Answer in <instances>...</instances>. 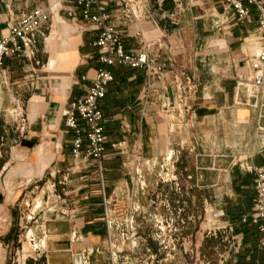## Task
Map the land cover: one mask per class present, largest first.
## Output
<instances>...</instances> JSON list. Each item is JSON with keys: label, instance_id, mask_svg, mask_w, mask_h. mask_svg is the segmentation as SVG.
I'll list each match as a JSON object with an SVG mask.
<instances>
[{"label": "crops", "instance_id": "obj_1", "mask_svg": "<svg viewBox=\"0 0 264 264\" xmlns=\"http://www.w3.org/2000/svg\"><path fill=\"white\" fill-rule=\"evenodd\" d=\"M51 1L12 0L10 13L5 0H0V39L10 32L9 18L37 6L46 9ZM100 1L106 3L107 21L121 32L125 51L139 48L143 38L166 69L160 88L143 99L147 81L143 69L110 67L113 80L99 104L106 136L103 184L94 163L71 175L67 184L81 233L91 245L104 241V196L110 197L119 213L130 204L148 212L163 211L162 204L168 203L172 210H181L187 239L203 238L210 209L215 223L232 225V234L241 243L227 264H264L259 232L250 222L241 221L252 211L255 190L253 174L239 165L247 160L264 169V148L256 138L252 110L231 106L236 76L245 72L247 54L256 49L242 41L256 31V8L249 6L250 16L244 22L229 13L223 28L216 30L213 14L222 9L221 0H145L146 10L137 18L122 15V0ZM69 8L66 3L49 13L44 37L38 38L36 46L39 64L30 66L25 58L15 56H6L0 64V96L7 107L22 105L27 123L22 131L14 119L0 120L1 157L5 148L0 167V228L6 233L5 246L18 240V224L10 208L18 198L14 194H21L23 184L47 179L49 170L72 164L73 133L65 126L64 111L86 93L101 65V50L94 44L98 30L81 19L79 8H75L77 17L70 18ZM186 76L196 92L187 96L189 109L180 117L168 104L175 100V80L185 83ZM179 118L185 122L182 126ZM78 122L86 128L83 120ZM169 151L175 182H160L157 167L147 171L142 164L141 178L133 172L134 155L160 162ZM40 225L47 232V260L28 257L26 264H71L67 236L71 223L46 218ZM144 225L141 234L147 237L150 222ZM37 231L40 235V228ZM105 256H95L94 264H104Z\"/></svg>", "mask_w": 264, "mask_h": 264}, {"label": "built area", "instance_id": "obj_2", "mask_svg": "<svg viewBox=\"0 0 264 264\" xmlns=\"http://www.w3.org/2000/svg\"><path fill=\"white\" fill-rule=\"evenodd\" d=\"M122 15L137 18L146 10L145 0H122ZM66 3H70L67 15L75 19L77 17L75 8H79L81 19L95 25L98 30L94 44L101 50V65L96 69L86 93L71 101L64 111V123L67 129L73 133L71 141V153L73 162L64 170H49L45 182H50V187L55 204L50 208L47 218L66 219L71 223L68 232L69 248L71 253V264H94L97 255L105 253L104 264H160L162 260L176 251V241H185L187 236L183 235L185 219L181 216V210H172L168 203H163V211L148 212L139 204H130L120 213L114 209L110 197L103 198V221L105 227V238L101 243L89 244L76 223L78 209L74 207L73 200L69 198L67 184L71 175L80 172L88 164H95L101 184H103V173L101 161L105 152V131L104 116L100 108V100L106 92L107 85L113 80V73L110 67L113 64L127 65L131 68L144 70L147 81L142 90L143 99H149L154 90L159 89L158 82L162 78L166 64L157 60L150 50V44L141 38V46L131 51H125L121 32L113 24H110L108 14L105 12L106 3L100 0H52L47 8L40 6L28 11L21 12L17 18H9L8 36L0 39V64L6 56L25 58L30 66L39 64L36 57L38 38L44 37V26L49 19V13L57 11ZM222 9L214 12L213 25L216 30H221L227 21L228 14L232 13L235 20L244 22L250 16L249 6L253 5L257 11V28L252 34L243 38V43L254 44L255 51L247 54V67L245 72L237 74L234 86L232 107H244L252 110L254 114V127L256 138L260 147L264 148V0H221ZM7 10L12 12V0H5ZM95 8V11L92 8ZM186 82L175 80L176 96L173 103L168 104L171 111L176 110L178 116H182L184 110H188L186 99L194 95L195 84L190 76L185 77ZM157 82V83H156ZM180 106H183L181 109ZM14 120L20 124V130L26 126V118L22 105L15 103L10 111ZM78 119L85 122L83 128ZM185 122L179 118L178 126ZM172 152L165 155L160 162L151 159H141L137 154L132 161L133 172L138 178L142 177L144 165L147 171H153L156 167L157 177L161 182H175L176 176L172 173ZM90 162V163H89ZM241 168L253 174V187L255 197L252 211L249 215L241 218L242 222H250L255 225L260 233L258 245L264 248V169L248 163L247 160L239 162ZM130 166V164L128 165ZM60 185V190L56 189ZM140 186L145 181L139 182ZM49 198V196H48ZM58 202L61 206H58ZM214 215V214H213ZM46 219V218H44ZM44 219L42 221H44ZM215 219V216H214ZM150 222L149 234L147 237L141 234L145 228L144 223ZM41 223V222H40ZM41 234L35 235L32 229L26 230L24 238L29 244L30 253L17 255L12 264H26L28 257L34 259H45L48 257L46 243L47 232L40 224ZM224 230L226 238L230 242L234 252L240 246V240L233 233L230 224L216 223L213 235ZM147 239L156 240L162 244L165 240L170 244L164 245L161 250H166L164 259H159L158 254L144 242ZM83 242L77 249L73 244ZM172 242V244H171ZM187 249L184 248V252Z\"/></svg>", "mask_w": 264, "mask_h": 264}, {"label": "rangeland", "instance_id": "obj_3", "mask_svg": "<svg viewBox=\"0 0 264 264\" xmlns=\"http://www.w3.org/2000/svg\"><path fill=\"white\" fill-rule=\"evenodd\" d=\"M5 97L0 96V120H13L14 114L9 112L11 106L7 107L5 104ZM6 108H10L6 111ZM13 109V108H12ZM4 147L1 149L2 157L0 156V167L4 161ZM156 178L159 179V177ZM46 179L31 181L28 184H23L19 192L15 193L14 196L18 197L10 207L14 211V218L17 222L18 240L9 242L8 246L2 243V237L5 236V230L0 228V260H4V264H12L16 259L17 255L22 253H30V247L24 233L28 229H32L35 235H38V231L35 226L47 218L50 214V208L55 204L53 197L50 196L52 193L50 182H44ZM161 182V181H160ZM163 184L166 182H162ZM61 184H56V189L60 190ZM49 196V198H48ZM61 204L58 202V206ZM8 212V209H4ZM10 211V210H9ZM214 215L212 210H206V218L204 220V231L203 238L191 236L190 239L185 241H176V251L168 257V260L164 259L166 250L163 251L161 248L170 244V241L165 240L162 244L158 241L147 239L144 243L152 247V249L158 254V258L161 259L160 264H227L230 255L233 252L230 242H228L226 235L227 232L224 230L219 231L216 236L213 235V229L215 227ZM172 244V242H171ZM184 248L187 249L184 252ZM5 256V259H3Z\"/></svg>", "mask_w": 264, "mask_h": 264}, {"label": "trees", "instance_id": "obj_4", "mask_svg": "<svg viewBox=\"0 0 264 264\" xmlns=\"http://www.w3.org/2000/svg\"><path fill=\"white\" fill-rule=\"evenodd\" d=\"M253 225V224H252ZM255 227V225H253ZM256 228V227H255ZM258 231V230H257ZM260 234V233H259Z\"/></svg>", "mask_w": 264, "mask_h": 264}, {"label": "bare ground", "instance_id": "obj_5", "mask_svg": "<svg viewBox=\"0 0 264 264\" xmlns=\"http://www.w3.org/2000/svg\"><path fill=\"white\" fill-rule=\"evenodd\" d=\"M166 141V140H165ZM170 152V151H169Z\"/></svg>", "mask_w": 264, "mask_h": 264}]
</instances>
